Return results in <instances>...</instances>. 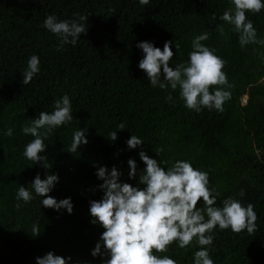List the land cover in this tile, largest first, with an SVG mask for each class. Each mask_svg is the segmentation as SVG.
Wrapping results in <instances>:
<instances>
[{
  "label": "trees",
  "instance_id": "obj_1",
  "mask_svg": "<svg viewBox=\"0 0 264 264\" xmlns=\"http://www.w3.org/2000/svg\"><path fill=\"white\" fill-rule=\"evenodd\" d=\"M233 7L230 0H149L146 5L139 0H0V264H36L35 258L49 251L72 257V264H102L106 256L91 255L104 231L90 222L89 202L103 196L96 170L115 166L122 182L136 186L145 167L141 150L167 166L188 160L206 171L209 187L219 193L217 206L227 197L252 203L257 213L253 234L216 227L206 247L214 264H264V44L240 46L233 26L219 20ZM50 14L60 20L84 15L87 30L75 45L57 51V36L42 27ZM246 19L257 39H264V9L246 11ZM205 32L208 39L201 43L226 61L222 71L233 85L223 111L186 108L179 89L152 87L138 67L143 58L139 42H153L161 50L166 41L178 42L180 49L172 45L169 62L174 66L187 61L192 39ZM34 54L40 71L23 85L22 72ZM169 93L171 101L166 100ZM64 94L70 97L73 120L49 134L42 153L45 168L22 155L33 137L21 128L39 112H52ZM120 123L125 129H116ZM7 128L13 129L11 136L3 134ZM79 128L87 129L88 143L69 153ZM114 130L112 141L107 135ZM132 135L144 140L136 149L126 144ZM130 158L137 163L132 179ZM37 173L42 179L58 174L48 195L71 197V214L40 206L39 196L28 203L16 200L18 187L31 191ZM197 207H203L201 201ZM37 221L39 235L33 237ZM199 247L195 240L185 248L174 241L156 255L193 264Z\"/></svg>",
  "mask_w": 264,
  "mask_h": 264
},
{
  "label": "clouds",
  "instance_id": "obj_2",
  "mask_svg": "<svg viewBox=\"0 0 264 264\" xmlns=\"http://www.w3.org/2000/svg\"><path fill=\"white\" fill-rule=\"evenodd\" d=\"M139 3L146 5L149 0H139ZM230 3L234 7L226 9L219 20L233 26L240 46L264 44V39H257V30L252 21L246 19V11L259 13L264 9V0H230ZM85 20L87 17L84 15H78L77 19L60 20L55 14H50L44 19L42 27L57 36V51H60L65 44L75 45L81 34L86 32ZM207 39V32L196 35L191 41L192 50L188 53L187 61L174 63V66H170L169 62L174 56L172 45L177 52L180 49L178 42L166 41L163 50L154 46L153 42H139L137 47L142 50L143 58L138 67L144 70L152 87L179 89V97L186 108L196 112L202 108L223 111V104L231 98L229 89L233 85L222 71L226 61L215 54L214 48L201 43ZM39 71L40 60L34 54L22 72L23 85L29 84ZM210 86L218 87L212 88L210 92ZM166 100H172L171 93L166 96ZM72 120V103L69 95L64 94L55 100L52 112L41 111L36 118L28 119V123L22 126L21 132L33 137L24 146L22 155L35 163L43 162L47 168L44 163L46 155H42L47 148L45 141L55 128L70 124ZM116 129L123 130L125 125L120 123ZM86 131L82 128L73 131L67 150L69 153H75L81 145L88 143ZM12 133L13 129L7 128L3 134L11 136ZM107 136L115 141L117 131H111ZM143 141L132 135L126 144L129 149H136ZM139 158L145 167L138 174L136 186L122 182V173L115 166L110 170L106 166H99L96 170L97 178L103 181L98 186L103 196L89 202L90 222L99 225L104 231L91 255L106 256L102 264H177L173 258L156 253L167 251L174 241L177 247L185 248L193 240L200 246L193 254V264H214L210 248L206 246L213 243L216 227L236 233L246 230L249 235L256 230L257 213L254 205H242L240 200L227 197L220 202L221 206H217L219 193L214 187H209L208 173L195 168L190 161L176 160L167 166V161L158 162L143 150L139 152ZM127 163L129 178H135L136 161L130 158ZM58 182V174H46L42 179L37 173L31 182V191L23 185L18 187L16 200L28 203L39 196L40 206L56 211L66 209L71 214L74 207L71 197L57 200L48 195ZM243 195L241 189L240 196ZM198 201L202 202L203 207H197ZM31 235H39L38 221L33 224ZM35 262L72 264V257L64 258L49 251L43 257H36Z\"/></svg>",
  "mask_w": 264,
  "mask_h": 264
}]
</instances>
